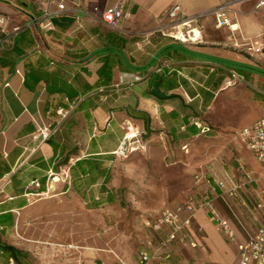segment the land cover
Returning a JSON list of instances; mask_svg holds the SVG:
<instances>
[{
  "label": "crops",
  "instance_id": "obj_1",
  "mask_svg": "<svg viewBox=\"0 0 264 264\" xmlns=\"http://www.w3.org/2000/svg\"><path fill=\"white\" fill-rule=\"evenodd\" d=\"M224 2H231L230 25L217 27L213 9ZM255 2L0 0V36L21 28L0 53V178L12 172L0 206L27 208L31 190L40 188L33 182L45 180L41 194L49 193L54 172L60 179L50 199L58 212L77 213L80 196L89 197L91 210H123V202L133 209L137 242L88 247L86 264H138L144 237L156 251L148 264L235 263L237 245L264 223V169L240 134L264 118V52L252 51L264 41V8L254 10ZM119 3L113 29L102 15ZM175 4L176 21L197 18L200 38L181 42L156 31L170 23ZM230 70L241 76L233 84ZM72 102L53 136L32 140ZM126 134L140 147L122 155ZM213 177L224 186L212 192ZM187 203L197 212L181 233L196 246L172 242L167 258L158 243L168 228L154 232L143 221ZM215 215L231 224L233 239Z\"/></svg>",
  "mask_w": 264,
  "mask_h": 264
},
{
  "label": "built area",
  "instance_id": "obj_2",
  "mask_svg": "<svg viewBox=\"0 0 264 264\" xmlns=\"http://www.w3.org/2000/svg\"><path fill=\"white\" fill-rule=\"evenodd\" d=\"M241 3L245 0H236ZM231 2H224L217 5L213 9V13L216 18V26H229L230 20L226 16V12L230 9ZM121 3L116 4L112 8L106 10L102 15V20L108 24L111 28L117 29L118 22L121 17ZM65 4L63 2L58 3V11L61 12L65 10ZM264 8V0H256L254 5V10H260ZM180 7L179 5H173L167 12V18L170 20V23L166 26H160L156 29L157 32L165 36H169L175 40L186 42V41H195L200 38L199 27L197 18H182L179 21L177 16L179 14ZM4 23V18L0 19V24ZM21 28L15 27L10 32H4L0 36V53L3 50L13 47L14 45V35ZM254 53H263L264 52V41H261L258 45L252 48ZM241 76L234 70H230L227 84H233L236 81L240 80ZM77 102H72L68 110L59 109L57 110L58 120L55 121L53 125L40 126L36 132L32 135V140L37 141L38 144L48 140L53 136L62 122L67 118L69 113L76 107ZM195 124L202 130L206 132L209 130V127L203 126L200 122H195ZM243 137L247 148L253 153L255 159L260 163L264 169V118H259L255 120L251 125L246 126L240 132ZM135 134H126L124 139L120 142L117 152L119 154L125 155L127 153L137 150L139 145H132V140L134 139ZM239 169L244 171L242 165H239ZM66 174L65 177L68 178L69 169H62ZM244 175L248 180L250 175L244 171ZM48 176L53 178L55 181L57 175L54 172H50ZM12 172L6 173L0 178V193H3L5 188L11 183ZM35 186H39L37 181H34ZM208 191H215L218 188L224 186V182L217 178L213 177L212 180H207ZM219 196L221 193L218 194ZM209 204V203H208ZM183 211L187 212V215L183 218ZM197 210L194 207L187 203L176 207L175 209H163L155 217H147L143 221V225L146 228L154 232H160L163 227L168 228L167 234L159 240L158 249L164 250L165 257H170V252L168 251V246L170 243L178 241L183 244L190 245L191 247L196 246V242L189 240L187 236L182 232L183 227L191 224L192 219L194 218ZM213 214L214 211H213ZM214 221L218 227L228 236L229 239H233L234 230L231 224L224 218H221L217 215L214 216ZM140 249L138 251V264H148L151 259L154 257L156 251L152 249L153 242L150 237H144L139 241ZM238 250V259L233 264H264V223L257 229V231L245 242L237 245ZM1 256V250H0ZM0 264H3L0 262ZM6 264H18L13 257H8ZM121 264H126L121 262Z\"/></svg>",
  "mask_w": 264,
  "mask_h": 264
},
{
  "label": "rangeland",
  "instance_id": "obj_3",
  "mask_svg": "<svg viewBox=\"0 0 264 264\" xmlns=\"http://www.w3.org/2000/svg\"><path fill=\"white\" fill-rule=\"evenodd\" d=\"M52 179L51 192L29 195L30 205L12 212L13 223L0 225L1 241L25 254L19 262L14 258L17 263L86 264V259L90 258L88 247L102 249L109 240L114 247L137 242L138 230L129 223L134 212L127 202L122 203L123 210L112 207L109 213H105L91 210L93 204L89 197L80 196L82 205L77 213L58 212L50 199L54 194ZM3 199H6L4 193H0V200ZM7 259V253L1 252L0 262L6 264Z\"/></svg>",
  "mask_w": 264,
  "mask_h": 264
},
{
  "label": "trees",
  "instance_id": "obj_4",
  "mask_svg": "<svg viewBox=\"0 0 264 264\" xmlns=\"http://www.w3.org/2000/svg\"><path fill=\"white\" fill-rule=\"evenodd\" d=\"M203 126H207V125H203ZM207 127H209V126H207ZM210 129L211 128L209 127L208 131H210ZM201 132H202V130H201ZM79 166L81 167V163H80ZM72 177L73 176H71V174H70V181L71 182H72ZM44 185H45V180H42L39 183L40 188H38L37 190H34V191L31 190V193H39V192H41L44 189L43 188ZM110 200H113V199H110ZM22 205H24V203L21 202L19 206H22ZM94 205H95L94 207L98 206L97 203L94 204ZM10 209H12V207H7V205H1L0 206V225H11L13 223V218L14 217H13V214L10 211ZM0 250H1V252H6L8 257H13L18 262L21 260V258L25 257V254L22 253L18 248L2 242L1 239H0Z\"/></svg>",
  "mask_w": 264,
  "mask_h": 264
},
{
  "label": "bare ground",
  "instance_id": "obj_5",
  "mask_svg": "<svg viewBox=\"0 0 264 264\" xmlns=\"http://www.w3.org/2000/svg\"><path fill=\"white\" fill-rule=\"evenodd\" d=\"M58 180L57 178L55 179V181Z\"/></svg>",
  "mask_w": 264,
  "mask_h": 264
}]
</instances>
